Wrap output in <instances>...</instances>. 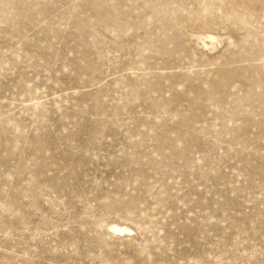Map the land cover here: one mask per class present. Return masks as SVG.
<instances>
[{"label":"rangeland","instance_id":"rangeland-1","mask_svg":"<svg viewBox=\"0 0 264 264\" xmlns=\"http://www.w3.org/2000/svg\"><path fill=\"white\" fill-rule=\"evenodd\" d=\"M0 264H264V0H0Z\"/></svg>","mask_w":264,"mask_h":264},{"label":"bare ground","instance_id":"bare-ground-1","mask_svg":"<svg viewBox=\"0 0 264 264\" xmlns=\"http://www.w3.org/2000/svg\"><path fill=\"white\" fill-rule=\"evenodd\" d=\"M110 230L112 231L113 234L115 235H131L133 230L126 227V226H119V225H111Z\"/></svg>","mask_w":264,"mask_h":264}]
</instances>
